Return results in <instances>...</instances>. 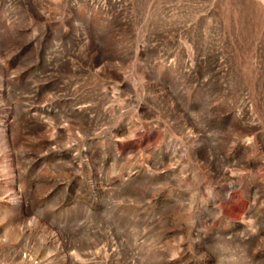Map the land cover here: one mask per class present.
I'll return each instance as SVG.
<instances>
[{
    "label": "rangeland",
    "instance_id": "374dc122",
    "mask_svg": "<svg viewBox=\"0 0 264 264\" xmlns=\"http://www.w3.org/2000/svg\"><path fill=\"white\" fill-rule=\"evenodd\" d=\"M0 264H264V0H0Z\"/></svg>",
    "mask_w": 264,
    "mask_h": 264
}]
</instances>
